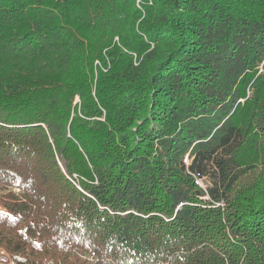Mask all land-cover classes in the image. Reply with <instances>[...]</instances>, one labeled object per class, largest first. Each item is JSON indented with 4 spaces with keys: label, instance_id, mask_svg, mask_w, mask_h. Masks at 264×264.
I'll return each mask as SVG.
<instances>
[{
    "label": "trees",
    "instance_id": "obj_1",
    "mask_svg": "<svg viewBox=\"0 0 264 264\" xmlns=\"http://www.w3.org/2000/svg\"><path fill=\"white\" fill-rule=\"evenodd\" d=\"M0 250L264 264V0H0Z\"/></svg>",
    "mask_w": 264,
    "mask_h": 264
},
{
    "label": "built area",
    "instance_id": "obj_2",
    "mask_svg": "<svg viewBox=\"0 0 264 264\" xmlns=\"http://www.w3.org/2000/svg\"><path fill=\"white\" fill-rule=\"evenodd\" d=\"M197 182L199 185H201L202 187H205L206 186V178H200V177H197ZM223 204V203H222ZM84 259H87L89 262L91 263H94L95 262V254L94 253H91V254H88V255H83L82 256Z\"/></svg>",
    "mask_w": 264,
    "mask_h": 264
},
{
    "label": "rangeland",
    "instance_id": "obj_3",
    "mask_svg": "<svg viewBox=\"0 0 264 264\" xmlns=\"http://www.w3.org/2000/svg\"><path fill=\"white\" fill-rule=\"evenodd\" d=\"M1 253H3V251H2V250H0V254H1Z\"/></svg>",
    "mask_w": 264,
    "mask_h": 264
}]
</instances>
